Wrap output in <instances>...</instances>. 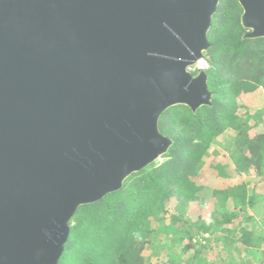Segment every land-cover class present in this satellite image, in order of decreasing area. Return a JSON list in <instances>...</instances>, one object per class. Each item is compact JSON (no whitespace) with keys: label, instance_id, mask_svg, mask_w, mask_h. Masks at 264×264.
Segmentation results:
<instances>
[{"label":"water","instance_id":"95a60500","mask_svg":"<svg viewBox=\"0 0 264 264\" xmlns=\"http://www.w3.org/2000/svg\"><path fill=\"white\" fill-rule=\"evenodd\" d=\"M220 0H0V264H58L76 211L158 162L175 106H210ZM243 39L264 0H236Z\"/></svg>","mask_w":264,"mask_h":264},{"label":"trees","instance_id":"16d2710c","mask_svg":"<svg viewBox=\"0 0 264 264\" xmlns=\"http://www.w3.org/2000/svg\"><path fill=\"white\" fill-rule=\"evenodd\" d=\"M241 13L236 0H220L213 16L205 57L210 106L194 113L186 106H175L162 114L159 130L172 140L162 162L132 174L119 191L80 207L71 220L58 264H146L144 250L161 236L172 239L163 264H176L171 248L185 238L195 240L203 235L208 236L204 239L207 245L195 240L198 252L206 246L216 247L228 255L235 252L243 263L230 255L228 261H207L197 252L192 259L195 264L258 260L264 264V212L259 220L249 214L259 200L256 186L264 180V129L257 141L250 136L262 114L255 115L250 124L248 112H242L238 102L264 85V38L243 39L246 30L240 24ZM217 138L230 160L212 165L217 175L227 179L250 169L258 181L252 186L241 182L212 191L214 203L208 216L191 220L187 209L205 190L195 178ZM239 159H246L249 169ZM168 203H172V214Z\"/></svg>","mask_w":264,"mask_h":264},{"label":"rangeland","instance_id":"374dc122","mask_svg":"<svg viewBox=\"0 0 264 264\" xmlns=\"http://www.w3.org/2000/svg\"><path fill=\"white\" fill-rule=\"evenodd\" d=\"M238 102L243 107L242 112L247 111L249 114V117L251 118L250 124H253L255 119V115L262 114L261 119L262 120L251 133V137L254 138L256 141L261 137V134L264 129V85L259 87L254 92H251L249 94H245L242 97L238 99ZM220 138H217V143L213 144L212 146H209V149L203 158L204 165L201 168V170L198 173V176L195 178V180L198 182V184H202L205 190L203 191L201 199H198L197 201L191 203L189 205V208L187 209L186 215L191 220H195L197 218H205L208 216V213L212 209V205L214 203V199L211 198V192L214 190H220L224 189L226 187L233 188L238 183L241 182H248L251 186L255 185L258 181V177L256 173L252 170H250L248 166V162L246 159H239L242 166L247 167L249 169L246 173L244 172H238L235 174V176H232L231 178H222L217 175V173L212 168V165L215 163H222L224 162V159L227 161L229 160V156L225 152V149L222 147V144H219ZM162 160L158 163H161ZM231 165L232 163L229 162ZM233 167V166H232ZM260 186H256L255 193L258 197V203L257 205L249 210V214L252 215V217L255 220H259L261 215L264 212V200L261 197H264V180L259 183ZM212 202V203H211ZM167 208L169 209L170 213H174L172 203H168ZM166 216V222L169 223V216ZM208 236H198L195 240L201 241L202 244L207 245V242L204 241ZM192 239H184L182 242L177 243L176 246L171 248V254L176 256V264H195L193 262V256L194 254H197L198 250L196 248V242ZM172 239L170 236H161L157 239V243L153 244L149 248L145 249L143 252V255L146 259V264H163L167 261L168 257L166 256V250L169 249V245L171 244ZM264 249V244H263ZM200 255H202L203 258H205L207 261H211L214 259H227V261L230 259V257L234 258V261H241L240 263H243L241 259H239L235 252H231L229 255L222 252V250H219L216 247H204L198 252ZM251 264H263L260 260L252 262Z\"/></svg>","mask_w":264,"mask_h":264},{"label":"built area","instance_id":"2783aa9c","mask_svg":"<svg viewBox=\"0 0 264 264\" xmlns=\"http://www.w3.org/2000/svg\"><path fill=\"white\" fill-rule=\"evenodd\" d=\"M207 69H208V63L206 62V59L204 58V59H200V60L196 61L194 66L190 67L188 70L192 74H196V73L201 72V71H207ZM160 161H161V159L158 160V162H160Z\"/></svg>","mask_w":264,"mask_h":264}]
</instances>
